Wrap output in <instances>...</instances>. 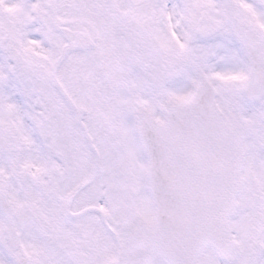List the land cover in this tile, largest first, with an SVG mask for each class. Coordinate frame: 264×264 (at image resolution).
<instances>
[{
	"label": "snow or ice",
	"instance_id": "obj_1",
	"mask_svg": "<svg viewBox=\"0 0 264 264\" xmlns=\"http://www.w3.org/2000/svg\"><path fill=\"white\" fill-rule=\"evenodd\" d=\"M0 264H264V0H0Z\"/></svg>",
	"mask_w": 264,
	"mask_h": 264
}]
</instances>
